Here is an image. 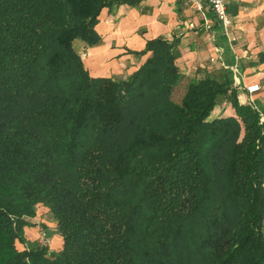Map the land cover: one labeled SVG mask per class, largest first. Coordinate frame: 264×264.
I'll list each match as a JSON object with an SVG mask.
<instances>
[{"label":"trees","instance_id":"trees-1","mask_svg":"<svg viewBox=\"0 0 264 264\" xmlns=\"http://www.w3.org/2000/svg\"><path fill=\"white\" fill-rule=\"evenodd\" d=\"M134 1L0 0V264H264L258 110L224 80L182 84L163 38L123 79L72 47ZM37 208L57 250L24 236Z\"/></svg>","mask_w":264,"mask_h":264},{"label":"crops","instance_id":"crops-1","mask_svg":"<svg viewBox=\"0 0 264 264\" xmlns=\"http://www.w3.org/2000/svg\"><path fill=\"white\" fill-rule=\"evenodd\" d=\"M227 12L231 24L223 27L209 7L196 10L187 0L120 2L101 9L94 25L99 35L95 43L75 38L72 47L90 75L123 79L148 56L143 53L146 42L163 38L176 49L182 84L204 76L224 80L240 103L250 104L264 118V61L258 60L264 52V0H230ZM253 84L259 88L249 93L246 86ZM231 113L224 100L212 111ZM28 221L27 240L39 241V232L45 230L49 250L59 248L60 235L49 213L37 208Z\"/></svg>","mask_w":264,"mask_h":264},{"label":"built area","instance_id":"built-area-1","mask_svg":"<svg viewBox=\"0 0 264 264\" xmlns=\"http://www.w3.org/2000/svg\"><path fill=\"white\" fill-rule=\"evenodd\" d=\"M196 10H202L204 6H207L210 8V10L213 12L216 20L219 21V23L223 27H228L231 24L230 15L227 12V3L230 0H187ZM259 85L253 84L250 86H246V90L251 93L256 90H258ZM263 117L260 116V121H263ZM47 233L45 230H41L39 232V242L42 244H46L47 242Z\"/></svg>","mask_w":264,"mask_h":264},{"label":"rangeland","instance_id":"rangeland-1","mask_svg":"<svg viewBox=\"0 0 264 264\" xmlns=\"http://www.w3.org/2000/svg\"><path fill=\"white\" fill-rule=\"evenodd\" d=\"M181 90H179V89L176 90V92L174 93V98L175 99H178L179 98L180 93L182 92ZM47 239H48V236H47ZM46 244H48V240H47Z\"/></svg>","mask_w":264,"mask_h":264}]
</instances>
